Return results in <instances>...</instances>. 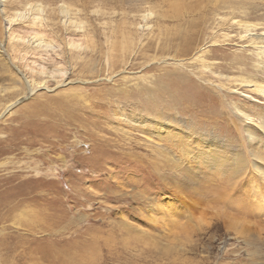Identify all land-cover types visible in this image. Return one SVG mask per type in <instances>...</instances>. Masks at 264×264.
<instances>
[{"label": "rangeland", "instance_id": "rangeland-1", "mask_svg": "<svg viewBox=\"0 0 264 264\" xmlns=\"http://www.w3.org/2000/svg\"><path fill=\"white\" fill-rule=\"evenodd\" d=\"M27 1L40 0H0V10L10 14ZM67 1L92 14L99 53L90 59L84 52L77 61L68 54L74 64L68 80L57 84L47 77V88L36 75L32 92L23 81L1 92L11 86L5 71L18 48L0 13V113L12 104L0 117V264H264V178L245 130L249 123L258 129L264 97L210 71L202 74L189 56L177 57L186 76L178 87L171 59L184 49L182 38L198 29L196 47L214 71L255 74L258 61L238 21L259 23L254 32L261 33L264 0H184L179 18L168 17V0ZM105 7L118 10L107 24L96 13ZM145 9L155 11L153 28L136 33ZM113 28L117 48L141 43L135 47L140 57L112 73L106 51ZM43 58L28 60L49 69L61 60L51 52ZM164 82L171 86L166 94ZM158 112L174 125L164 137L148 125ZM154 144L190 166L194 181L181 184ZM209 154L224 162L205 160Z\"/></svg>", "mask_w": 264, "mask_h": 264}, {"label": "bare ground", "instance_id": "bare-ground-1", "mask_svg": "<svg viewBox=\"0 0 264 264\" xmlns=\"http://www.w3.org/2000/svg\"><path fill=\"white\" fill-rule=\"evenodd\" d=\"M168 1L170 2V3L168 2L170 4V6L173 7L172 13L169 14L168 17L179 18L181 16V13L183 12V11H181V9L179 7L181 5L180 1L182 2L184 0H168ZM151 3H153V2H151ZM105 8L103 9L102 12H100L98 10L96 13H97V17H101L102 19H104L105 24H107V19L110 18L111 14L113 15L116 12H118V10L113 9V11H112V9L109 8L112 11V12H110V11H108V8H106V9ZM131 9L129 12L130 13L134 12ZM0 11H1L0 13L2 14V16L5 17L6 23H8V25H9L8 29H7V37L9 38L10 41L14 42V45L18 48V49H16V50H18V55L16 54L17 56L15 58L10 57L11 62H9V63H11V65H10L11 67L9 68V70L7 69L5 71V73H7V74L9 72V75H8L9 79H10L9 84L11 86L7 85V83H6L7 86L2 87L1 92H3L5 89H9L10 87H12V88L17 87L18 86L17 84L20 81H23L24 84L27 86L28 91L32 92L36 88V77H35L36 75H40V76L44 77V78H42L43 80H41V83H40V85H43V86H46V84H47V79H46L47 77L48 78L50 77V79L51 78L55 79L57 84H64L68 80V77L70 75L69 73L74 70V66H73L74 64H71V63H69V61L66 60L68 54L70 55L69 57H71V58L74 57L75 60L77 61L78 59L83 58L82 55L84 52H90L91 53L90 59L93 58V56H95L97 53H99L98 48H97V46H99V45L97 44V38L95 37L96 30L94 29L93 24H91V22H90L91 17H93V16H91L92 14L86 13V11L84 12V8H82L78 5H75L74 3H68L67 0H48V1L40 0V1H37L34 3L27 1L25 6L22 9L21 8L15 9L13 12L11 11L12 13H10V14L7 13L5 8H2ZM139 12H140V16L139 15L138 16L141 17V21L136 23L137 27L135 28L136 29L135 32L137 33V30L140 28H142V29L147 28V30L149 28L150 30H152L153 26L150 24L151 23L150 20L153 18L152 16H153V13L155 11L153 12L152 9H145V10H139ZM132 15H134V14H132ZM126 17L128 19V16H126ZM164 17L166 18L165 15H164ZM133 19L135 20L136 17H133ZM134 20H129V23L131 24V26H133V25L135 26L134 22H132ZM17 24L20 25L21 27L15 28L14 26H16ZM238 24H239V26H241V28L244 29V31L246 33L245 36H247L248 41L250 43V46L252 47V52L255 54V56L257 58L258 62L256 64L257 69H256L255 74H252L251 72L248 73L246 71H240L239 72L240 74L235 75V76H230V75L223 76L220 73L214 71V69H212L213 65L211 63L207 62V60H206L207 58L205 57L206 58L205 59L203 57L204 56L203 53L199 54L200 49H198L196 47L197 46L196 44L199 41L198 35H196L199 30L196 29V31H194L191 35H188V36L182 38L183 39L182 40L183 45H184L183 46L184 49H182L183 52L182 51L180 52L178 50L174 54V56H176V57L171 58V56H169L171 59H173L174 62H176V63H173L175 65L174 66L175 67L174 68L175 73L173 76L174 77V85L177 84L178 87H181L180 86V84L182 83L181 81H185V77H186L179 70L183 67L182 66L183 63H181L182 60L178 59L177 57L189 56V59L194 61V65H199V67L202 71V74H203L204 70L210 71L212 73L217 74L219 79L224 77L227 81H234L235 87L246 88L247 90H251L253 92H256L259 95L264 97V77L262 76L263 67L261 66V64L264 63V30L261 33L254 32L256 29V26H258L259 23H252V22L239 20ZM126 27L127 26L125 25V28ZM55 29H62L65 32V34H64V32H63V35L58 34L54 31ZM126 29H128V28H126ZM48 30H50V31H48ZM114 32H115V28H113L111 36L107 37L109 39L111 38V40H112L110 42V47L106 51V58H107L108 71L109 72H112V70L116 69L119 66H121L122 69L125 70V68L127 69L126 65L128 64L131 56H133V60L140 57V54H138L137 51H135V47L138 43H141V42L138 41V43L135 44L134 47H132L133 45H131L130 49H129V47L128 48L126 47L124 42H122V44L119 43L120 48H117L116 47L117 36ZM22 33H29L30 35L26 36ZM127 33H129L128 36H130L133 33V31H130ZM130 39H132V41H134V39L136 40V38H134V37H131ZM168 42L169 43H167L168 44L167 50H168V54H169L170 49L173 48V43H172V41H168ZM107 43L108 42H106V44ZM180 45H181V43H180ZM2 46H3L2 42L0 41V51L3 50ZM116 50H119L120 54H114L113 52ZM140 51H141V54L145 55V51H143V50H140ZM49 52H51V54H54L56 57L61 59V60H57L54 58L55 60H53V62H52V63H54V67H52L50 69L48 67H46L44 64H39V62L37 63L38 59H32L31 62L28 60L29 56L34 55V56L39 57L40 61L43 62V60H44L43 54H46ZM162 53H164V52H162ZM162 56H163V54H162ZM166 56H168V55H166ZM153 60H156V58L154 57ZM164 61L168 62L169 60L164 59ZM16 62L17 63L20 62V64L23 65L26 68V70L29 71V73H31V75H32L31 78L27 77V75L22 71V69L18 65H16ZM130 66L136 67V63H132ZM93 71H92V74H93ZM107 78H108V80H110L112 78V76L108 75ZM165 86H166V83L162 86L164 88L161 87L162 88V91H161L162 94H166V93L170 92V90H171L170 85L167 84V86L166 87ZM46 87L48 88V86H46ZM182 98H184V97H182ZM18 100H20V98ZM15 103H13V105ZM11 105L10 104L6 105L4 111L2 113H0V117L6 111L10 110ZM236 107L240 111V113L242 114V116L244 118L250 117V115H249L250 113L248 114L246 112L247 110L245 111L237 105H236ZM61 110L64 112H67V109L65 107H62V105H61ZM61 110H60V112H61ZM64 112H63V114H64ZM164 114L165 113L162 112V113H159V115H155L156 119L155 120L153 119L148 124L150 127L153 128V132L155 134H157L158 137H164L166 135H169V133L172 132V130H174V125L170 121H167V119H168L167 117H163V116H165ZM46 118H48V117H46ZM52 118L53 117H51V119ZM127 118H129V116L125 117V119H127ZM164 118H167V119H164ZM258 118H259V121H258L259 127L257 130L255 127L253 128L252 124H250V123L248 124V127L245 128V130L247 132V137L253 143L252 148H253V152H254V158L256 160H258V162L261 163L260 167H262V171H260V172L264 178V114H259ZM130 119L133 122H136V123L138 122L142 125L146 124V121L143 118H137L135 120H134V118L133 119L130 118ZM130 119H128V120H130ZM173 123H174V121H173ZM258 130H261L262 136H259V134L257 133ZM172 134H173L172 136L175 138L179 137L178 134L175 132ZM151 144H153V143L151 142ZM94 147H96L95 144H94ZM215 148H217V147H215ZM151 149L154 152L156 149V152H158L157 155H158L159 159L162 162L167 163L170 167L174 168V172L175 171L177 172V176H178L177 180L181 184L191 183L194 181V179L196 178L195 171L192 168H190V166H187V165L183 166L184 163L180 160V158L175 156L173 152H171L169 149H167V147H165L163 145H157L156 146V144H154ZM207 155H204V157H206L205 160H210V162L214 161L213 163H215V161H216L218 163V161L219 162L223 161L222 157L217 156L215 154H209V156H207ZM197 156L200 159L201 157H199V156H202V155L198 154ZM237 162L239 163L238 165H240L241 162L238 160H237ZM152 219L155 221L154 216H152ZM170 221L175 226L180 225V223L177 222V220L175 218L171 217Z\"/></svg>", "mask_w": 264, "mask_h": 264}]
</instances>
